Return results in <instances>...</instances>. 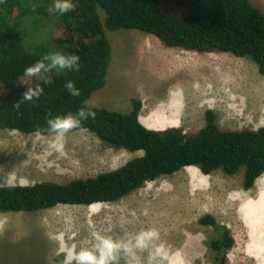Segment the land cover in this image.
I'll return each instance as SVG.
<instances>
[{
    "label": "rangeland",
    "instance_id": "rangeland-1",
    "mask_svg": "<svg viewBox=\"0 0 264 264\" xmlns=\"http://www.w3.org/2000/svg\"><path fill=\"white\" fill-rule=\"evenodd\" d=\"M252 1L264 11V0ZM106 31L113 60L106 86L93 93L90 105L129 112L132 100L140 98L146 126L187 135L205 126L209 109L222 129L264 126V74L250 58L167 46L135 28ZM51 139L0 129V186L68 182L143 154L111 147L87 129L67 133L61 151L50 147ZM195 172L204 175L188 166L113 202L0 212V264H51L63 255L61 249H91L96 235L121 240L149 228L159 232L155 243L165 244L172 264H213L205 241L216 232L199 222L205 214L214 215L235 238L227 264H264V216L251 210L263 204L264 174L246 191L245 168L235 175L218 169L205 180ZM148 252L137 250L139 264H147ZM120 260L127 262L123 253Z\"/></svg>",
    "mask_w": 264,
    "mask_h": 264
},
{
    "label": "trees",
    "instance_id": "trees-1",
    "mask_svg": "<svg viewBox=\"0 0 264 264\" xmlns=\"http://www.w3.org/2000/svg\"><path fill=\"white\" fill-rule=\"evenodd\" d=\"M51 4L52 0H0V129L49 134L50 114H74L85 107L96 113L95 118L83 120L69 132L87 129L111 147L143 154L118 168L68 182L2 185L0 212L113 202L188 166L204 174L222 169L229 175L245 168L243 188L255 186L264 174V126L222 129L209 109L205 126L187 135L177 128L146 126L140 119V98L132 100L129 112L88 101L108 82L113 47L106 28L140 29L167 46L248 57L264 74V11L259 6L252 0H75L72 11L51 14ZM54 51L77 54L79 68L44 74L48 83L39 78L18 80L27 66ZM69 80L80 89L79 96L68 93ZM37 82L43 94L16 108L26 86ZM199 222L215 229L216 236L205 241L213 264H227L235 245L231 230L212 214ZM62 258L57 255L51 264H62ZM119 264L128 263L119 260Z\"/></svg>",
    "mask_w": 264,
    "mask_h": 264
},
{
    "label": "clouds",
    "instance_id": "clouds-1",
    "mask_svg": "<svg viewBox=\"0 0 264 264\" xmlns=\"http://www.w3.org/2000/svg\"><path fill=\"white\" fill-rule=\"evenodd\" d=\"M75 7V0H52L48 8L51 14H65ZM79 56L62 51L49 52L43 55L35 63L27 66L18 80L39 78L48 83L44 74L52 71H62L65 69H78ZM27 90L15 104L16 108L25 101L38 99L44 92L41 83L35 86H26ZM65 88L72 96H79L80 89L75 83L69 80ZM96 113L90 108L81 107L76 113L63 115L50 114L47 118V131L51 135L50 147L56 151H61L66 134L73 128L78 127L83 120L95 118ZM96 243L90 248H80L64 250L62 264H119L120 254L127 258L128 264H139L137 250L149 249L147 264H172V256L164 243H155L159 238V232L155 228L141 230L135 235H128L125 239L114 240L111 237L96 235Z\"/></svg>",
    "mask_w": 264,
    "mask_h": 264
},
{
    "label": "bare ground",
    "instance_id": "bare-ground-1",
    "mask_svg": "<svg viewBox=\"0 0 264 264\" xmlns=\"http://www.w3.org/2000/svg\"><path fill=\"white\" fill-rule=\"evenodd\" d=\"M199 174H200V172H198ZM199 177H201L200 175H199ZM262 205H260V206H257L256 208H252L251 210L253 211H257V214H263V216H264V211H263V208H264V199L262 200ZM263 220V219H262Z\"/></svg>",
    "mask_w": 264,
    "mask_h": 264
},
{
    "label": "crops",
    "instance_id": "crops-1",
    "mask_svg": "<svg viewBox=\"0 0 264 264\" xmlns=\"http://www.w3.org/2000/svg\"><path fill=\"white\" fill-rule=\"evenodd\" d=\"M140 119H141V114H140ZM196 174H197V177H196V178L203 179V180H205L208 176H210V174H204V173H203L204 175H200V174H198V173L195 172V175H196ZM199 175H200L201 177H199ZM256 183H257V181H256ZM255 186H256V184H255ZM255 186H254V187H255ZM254 187H253V188H254ZM253 188H251V189H249V190H246V191H250V190H252Z\"/></svg>",
    "mask_w": 264,
    "mask_h": 264
}]
</instances>
